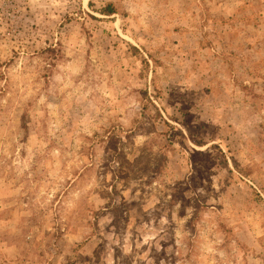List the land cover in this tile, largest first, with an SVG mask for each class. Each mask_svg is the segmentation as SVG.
Segmentation results:
<instances>
[{"label":"rangeland","instance_id":"1","mask_svg":"<svg viewBox=\"0 0 264 264\" xmlns=\"http://www.w3.org/2000/svg\"><path fill=\"white\" fill-rule=\"evenodd\" d=\"M0 264H264V0H0Z\"/></svg>","mask_w":264,"mask_h":264},{"label":"trees","instance_id":"2","mask_svg":"<svg viewBox=\"0 0 264 264\" xmlns=\"http://www.w3.org/2000/svg\"><path fill=\"white\" fill-rule=\"evenodd\" d=\"M101 11H102V14L113 15L116 13V8L112 3H110L107 6H105L104 8H102Z\"/></svg>","mask_w":264,"mask_h":264}]
</instances>
